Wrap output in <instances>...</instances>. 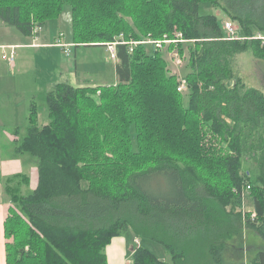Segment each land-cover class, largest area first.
Wrapping results in <instances>:
<instances>
[{"label": "trees", "instance_id": "16d2710c", "mask_svg": "<svg viewBox=\"0 0 264 264\" xmlns=\"http://www.w3.org/2000/svg\"><path fill=\"white\" fill-rule=\"evenodd\" d=\"M67 6L76 48L121 34L165 47L176 28L181 41L167 50L188 53V65L179 80L164 48L121 44L116 84L55 85L45 126L31 107L19 151L39 180L34 191L29 171L6 180V263L108 264L107 246L130 233L170 257L135 244L133 264H228L226 241L243 227L264 238V93L233 67L249 50L264 62V0H0V21L31 36ZM247 181L255 221L242 211ZM250 264H264V250Z\"/></svg>", "mask_w": 264, "mask_h": 264}, {"label": "rangeland", "instance_id": "374dc122", "mask_svg": "<svg viewBox=\"0 0 264 264\" xmlns=\"http://www.w3.org/2000/svg\"><path fill=\"white\" fill-rule=\"evenodd\" d=\"M203 10L207 8L205 12L208 13H213L216 12L220 16H224L227 19L226 15L223 13L222 10H215L214 8H211L209 4H204L202 5ZM232 23V22H231ZM233 24V23H232ZM49 31H50V36L52 37L53 40L56 38L58 39L60 36L62 37L64 43L67 42L73 45V27H72V10L71 7L67 6L65 7L63 13L59 17L58 20L53 21L49 25ZM235 27V25H233ZM236 28V27H235ZM10 29V28H9ZM13 31H17V28H12ZM177 29L175 28V32L173 33L172 37L170 38L171 40H167L166 45L164 47V53L166 60L169 64V72L170 75H177L179 80L183 78L182 72L185 71L186 66L188 65V53L185 55H181V53L178 51L177 48L170 49L168 51L170 46H173V41H181L179 40L180 38L178 37V32H176ZM240 31V30H237ZM240 35V33H239ZM259 38L264 39V36L261 34H258ZM5 35L0 33V42H5ZM241 37V36H240ZM149 38V37H148ZM148 38L143 39L141 42L145 43L144 45L147 46L149 50H152L151 44L149 42L153 43L154 41L149 40ZM56 39V40H57ZM246 39V38H245ZM135 41L134 39H132ZM54 42V41H53ZM139 42V41H138ZM264 44V41H263ZM174 47V46H173ZM71 52H73L72 56L67 57L63 51L60 52L59 59L55 61V68L53 71V79L58 80L62 78V69H68L72 68L75 70L76 78L74 79H69L67 82V79L63 82H57V84L60 83H70L75 86H84V85H94V86H110L113 84L117 83V75H116V62L111 59V56L109 52L106 50L104 47H79L76 48V45L70 47ZM158 49V48H157ZM251 50L243 53L242 55H238L235 57L233 61V67L235 70V75L237 79H241L244 84L247 86V88H256L260 90L261 92L264 93V62L259 60H255L256 58ZM21 62V67L18 69L19 72H21L18 75H15L18 78H21L22 75L24 76L23 83L20 85L18 88L19 90L24 89L26 85L28 84L30 89H29V95L32 97L34 94L35 97H37L35 104L37 106V109L39 111V123L40 125L49 123V118H48V107H47V95H44V93H33V85L35 84L36 86V68L38 64L34 60L33 56L29 57H24L20 60ZM35 65V67H34ZM77 65V66H76ZM79 67V69H78ZM54 72L56 73L54 75ZM67 78V77H64ZM17 79V78H16ZM18 80V79H17ZM62 80V79H61ZM90 82L85 83V81ZM235 83V82H234ZM9 90V88H8ZM11 91V90H10ZM12 92H18V91H11V96L12 97H5L4 93L0 90V112L3 109V103L8 105L10 99H15V98H20V97H15ZM26 93V92H25ZM180 93H187V90H183ZM21 95V92L19 91V96ZM20 100V109L18 108V113L19 116L17 120L19 122H24V126H27L25 119L22 118V112H25V98ZM23 101V102H22ZM29 103V102H28ZM17 103H14V107L16 108ZM8 108V107H7ZM9 109V108H8ZM26 127L23 128L21 127L20 131L21 136L20 140L24 135H26L25 131ZM204 133L207 134V131H203ZM207 137L211 138L212 136L209 134ZM253 170V167H250V165H245L244 171L246 170ZM28 172V171H27ZM36 175L33 177L32 181V186H34V181H35ZM254 178V175L250 180ZM31 180V178H30ZM250 182V181H249ZM248 181L245 182L246 185H251ZM31 183V182H30ZM31 186L29 185V189L31 191H34L30 188ZM252 191V189H251ZM252 194L250 192L249 196L246 198L245 206L247 209L252 208ZM130 236L132 234L129 233ZM126 236V235H124ZM128 236V237H130ZM132 239V238H131ZM136 244V243H135ZM143 245L146 247H149L156 255L161 258L162 260H167L170 261V257L168 256L164 246L157 244L153 241L143 239L140 244L138 245ZM258 250H264V238L259 236L257 233L248 230L247 228L243 227L242 233L239 234H234L233 238L231 240L226 241V249L223 253L224 260L228 264H250V261L252 260L253 256ZM134 253V251H133ZM165 258V259H164ZM133 262L132 260L129 261V263Z\"/></svg>", "mask_w": 264, "mask_h": 264}, {"label": "crops", "instance_id": "0c3cea01", "mask_svg": "<svg viewBox=\"0 0 264 264\" xmlns=\"http://www.w3.org/2000/svg\"><path fill=\"white\" fill-rule=\"evenodd\" d=\"M12 28L14 27H9L0 21V33L5 35V42H0V90L4 93L5 97H12L11 91L13 90L18 91L12 93L15 97H20L10 99L8 105L4 104V102L2 101L4 106L2 111L0 112V264H7L6 245L7 243L12 242V240L6 238L5 233L6 220L10 216L11 209L14 208L11 197L6 192V180L22 175L24 172L29 171L31 178L30 188L32 190L37 188L39 180L36 159L31 155L23 154L19 151V143L21 141L20 134L22 133L20 129L21 127L27 128V126H24V122L22 123L17 120L19 116L18 108L20 109L21 105L19 102L21 99H23L24 101L23 97H26L25 103L27 104H25V112H22V118L25 119L26 124L28 125L30 109L33 105L36 106L35 101L37 99L34 94L32 95V97L27 95V93H30V87L28 84L24 89H18L24 80L23 75L21 78L15 76H19V74L21 73L18 71V69L22 66L20 60L24 57L33 56L34 60L38 64L36 68L37 77L35 78L36 86L35 84L33 85V93H44L43 96L47 95L48 92L53 89L57 82H64L65 79H67L68 82L69 79L76 78V74L74 72L75 70H73L72 68H68L62 69V80L53 79L55 61L59 59L58 57L60 55V52H62L63 50L60 47L55 46L57 38L55 40L52 39V37L50 36L49 26L42 30L37 39H34L33 35L25 36L18 29H16L17 31H13ZM10 47H16V58L14 64H10L8 60L5 59V56L11 54ZM72 53L73 52H71V55L69 56L65 53L64 54L67 57H70L73 55ZM257 61L259 62V60ZM55 74L56 73L54 72V75ZM88 81L86 80L85 83L91 84ZM97 86L84 85L75 87ZM19 91L21 92L20 96ZM14 103H17V105H15L16 108H13ZM47 124L48 123L41 126H45ZM34 175H36V177L34 181L35 187L33 188L32 181ZM128 236H130L129 233H127L126 236L117 237L113 239L112 242L107 246L106 256L108 264H129V261H133L132 255L135 248V242L136 240H138V238H135V236L133 235L130 237Z\"/></svg>", "mask_w": 264, "mask_h": 264}, {"label": "built area", "instance_id": "2783aa9c", "mask_svg": "<svg viewBox=\"0 0 264 264\" xmlns=\"http://www.w3.org/2000/svg\"><path fill=\"white\" fill-rule=\"evenodd\" d=\"M225 29L227 30V32L229 33L230 36H233L235 38L238 37L237 35V30L235 27H233V24L232 23H226L225 24ZM43 29L41 27H36L34 30H33V37L34 39H37L39 37V33L42 31ZM153 41V40H152ZM129 45L130 48H131V51H133V48L139 44H145V43H142V42H138V41H133V40H130V41H126L125 40V36L124 34H121L114 42H111V43H108L107 44V51L109 52L110 56H111V59L115 62H118V56H117V46L118 45ZM149 44L151 45H155L156 48L158 49H163L164 46H163V42L161 41H154L153 43L149 42ZM55 46L57 47H60L64 53L66 55H71V49L70 47L71 44H67V43H64L63 42V39L62 37L60 36L56 42H55ZM11 49V54L5 56V59L8 60V62L10 64H14L15 63V58H16V47H10ZM180 91H183V90H187V86L185 84H182L180 89ZM244 190H243V199H244V207L242 208V211H243V214L245 216L246 213L250 214L251 216V219L253 221H255L257 219V214L255 211H252V210H248L245 206V202H246V198L249 196L250 192H251V185H246L243 187ZM136 244H140L138 240H136ZM140 245H138L139 247ZM129 264H133V262L129 263Z\"/></svg>", "mask_w": 264, "mask_h": 264}]
</instances>
